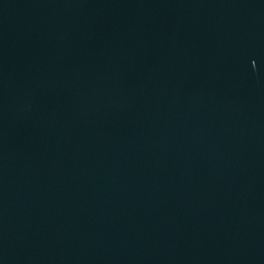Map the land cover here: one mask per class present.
I'll return each mask as SVG.
<instances>
[{"label": "water", "instance_id": "1", "mask_svg": "<svg viewBox=\"0 0 264 264\" xmlns=\"http://www.w3.org/2000/svg\"><path fill=\"white\" fill-rule=\"evenodd\" d=\"M0 264H264V0H0Z\"/></svg>", "mask_w": 264, "mask_h": 264}]
</instances>
